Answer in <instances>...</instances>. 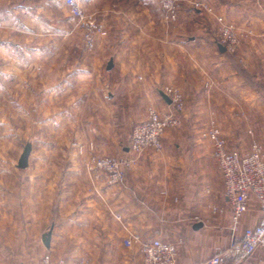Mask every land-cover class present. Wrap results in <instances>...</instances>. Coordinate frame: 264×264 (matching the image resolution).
I'll return each instance as SVG.
<instances>
[{"label":"crops","instance_id":"obj_1","mask_svg":"<svg viewBox=\"0 0 264 264\" xmlns=\"http://www.w3.org/2000/svg\"><path fill=\"white\" fill-rule=\"evenodd\" d=\"M118 1L81 0L82 8L104 26L107 38L97 40L88 58L74 56L72 83L64 80L66 70L62 82L48 83L36 110L33 96L26 99L24 135L31 152L27 167L16 168L24 182L6 189L13 192V200L0 199V250L6 248L16 260L13 264H40L46 252L64 256L66 264H134L140 259L137 248L128 250L129 256L123 239L129 234L149 239L156 233L175 245L177 264H193L229 242L231 214L222 195L223 181L211 144L198 134L213 120L230 146L242 155L249 152L257 128L264 127V46L250 38L231 55L221 52L222 44L207 33L201 42L202 90L183 96V129L163 136L161 153L145 151L126 172L123 185L108 186L104 174L87 170L88 154L79 155L77 147L92 142L99 155H127L131 127L146 118L148 106L160 111L170 106L159 93L164 80L180 75L181 69L167 52L194 42L167 40L179 24L163 22L158 0ZM201 1L225 22L224 14L239 5V0ZM32 2L8 0V7L0 6V49L9 45L15 51L22 45L18 37L38 36L37 23L30 22L40 15L60 16L49 4ZM5 20L9 40L2 36ZM52 26L59 34V22ZM210 29L206 24L204 30ZM259 218V206L251 199L239 232L257 225ZM48 231L47 249L42 237ZM260 259L264 248L245 264Z\"/></svg>","mask_w":264,"mask_h":264},{"label":"rangeland","instance_id":"obj_2","mask_svg":"<svg viewBox=\"0 0 264 264\" xmlns=\"http://www.w3.org/2000/svg\"><path fill=\"white\" fill-rule=\"evenodd\" d=\"M79 1L81 3V0ZM124 1L119 0L118 3L121 5ZM133 1L131 0V2ZM158 1V7L160 8V0ZM0 2L2 8L9 6L8 0ZM32 4L40 7H46L49 4L50 8L60 12V16L52 14L40 15L37 21L30 22L37 23L35 24V29L39 31L38 36L33 37V39L30 36L18 37L22 45L15 51L9 45L0 49V199L8 200L7 202L13 200L15 196L13 192L8 193L6 189L16 188V186L24 182L17 176L15 166L27 142L24 135L26 99L28 100L33 96L36 110V107H39L43 90L47 89L48 83L51 86L62 82V78L67 72L66 70H68V73L65 76L68 78L72 76L74 56L81 55L82 60H84L93 55L95 44L98 40L95 39L93 41L94 45L90 47V44L84 40L79 30L75 27L74 20L71 18L68 9L63 5L62 0H47V2L46 0H33ZM238 4L235 12L224 14L227 23L233 24L238 33L243 35L241 43L251 38L258 40L264 46V0H239ZM61 10H66L67 13ZM85 13L92 15L86 11ZM3 17L8 18V16ZM57 22L60 24L59 34H56V30H53L56 27L52 26ZM4 24L5 29L2 31V36L5 40H9V21L5 20ZM50 24L52 25L50 26ZM172 24H179V27H177L172 37L168 36V41L172 40L174 43L175 40H182L186 43L193 40L194 42L184 47V49L177 48L175 52L173 47H171L172 51L167 52L174 55L175 63L181 69V74L165 79L162 85H164L163 87L169 85L179 90L183 96L195 90L200 94L202 90L201 67L203 59L201 42L207 37V33L217 39L218 24L214 15L195 11L190 3L179 5L177 20ZM206 24L211 26L210 32L204 30ZM256 24H259L261 28L256 29ZM25 37L29 38L27 43H25ZM106 38L103 37L99 40ZM11 57L14 60L16 59L15 63L11 61ZM63 72H65L64 75H62ZM68 78L65 79L64 77L65 82L72 83L71 77ZM71 86L73 85L71 84ZM26 90L30 91L29 93L31 94H28L29 96L26 95ZM15 120L17 123H14ZM182 129L183 127L180 125L177 128L168 130L165 134L174 136L176 132ZM256 134L254 141L258 142L262 147L264 154V127L257 128ZM209 191L211 194L212 190L210 189ZM6 252L5 247L0 250V264L15 263L16 260L11 259ZM126 252L130 256L132 251L127 250ZM28 257L30 261L33 260V256ZM52 257L55 260L65 261L64 256L57 255Z\"/></svg>","mask_w":264,"mask_h":264},{"label":"built area","instance_id":"obj_3","mask_svg":"<svg viewBox=\"0 0 264 264\" xmlns=\"http://www.w3.org/2000/svg\"><path fill=\"white\" fill-rule=\"evenodd\" d=\"M68 9L75 27L84 40L92 47L95 39L107 37L104 26L93 15H88L79 0H62ZM190 3L194 10L213 15L212 9L201 0H160L162 20L165 24L174 23L178 17L180 4ZM218 24L217 39L225 50L234 55L243 37L233 24L225 22L220 16H214ZM161 91L169 98L170 106L160 111L153 105L147 108L144 120L136 122L131 129L128 154L110 157L95 152L92 142L86 146H78L79 155L88 154L85 165L88 171H97L106 176L108 186H121L126 179V172L132 168L139 157L147 150L157 154L164 149L162 138L170 130L180 126L181 114L184 110V98L179 90L166 86ZM199 139L212 146V157L223 181L222 195L227 200L231 214L230 238L227 245L215 248L213 254L193 264H245L264 248V154L258 142L253 141L249 152L242 155L237 147L230 146L222 132L211 120L199 132ZM259 206L260 218L257 225L239 232L241 218L248 212L250 200ZM213 212L219 211L212 208ZM196 221V218L194 219ZM127 250L137 248L139 261L134 264H177V251L174 244L164 241L158 233L145 239L138 234H129L122 241ZM40 264H66L55 260L46 252ZM72 264H94L80 260ZM254 264H264V259Z\"/></svg>","mask_w":264,"mask_h":264},{"label":"water","instance_id":"obj_4","mask_svg":"<svg viewBox=\"0 0 264 264\" xmlns=\"http://www.w3.org/2000/svg\"><path fill=\"white\" fill-rule=\"evenodd\" d=\"M218 48L221 52H224L225 51V48L218 44ZM112 67V61H110L107 65V69H110ZM162 100L170 105V100L169 98L162 92L159 93ZM31 152V144L30 143H26L22 149V152L17 160V163H16V168L19 169V170H24L26 167H27V162H28V157H29V154ZM195 228H199L200 225L197 224L194 226ZM50 238H51V231H48L46 234L43 235L42 237V243L43 245L48 249L49 246H50Z\"/></svg>","mask_w":264,"mask_h":264}]
</instances>
